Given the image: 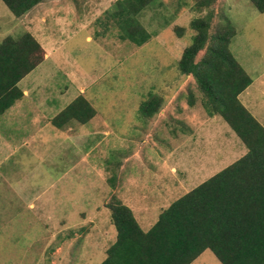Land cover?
<instances>
[{"label": "rangeland", "instance_id": "1", "mask_svg": "<svg viewBox=\"0 0 264 264\" xmlns=\"http://www.w3.org/2000/svg\"><path fill=\"white\" fill-rule=\"evenodd\" d=\"M115 1L48 0V7L38 5L23 22L0 1V42L28 31L50 52L18 84L28 97L0 115V135L10 147L0 141V264H97L103 241L85 235L70 251L60 250L64 239L54 238L55 219L65 216L76 225L84 211L108 224L102 206L114 198L132 207L134 217L151 215L147 223L138 221L146 231L183 194H166L178 178L171 169L192 164L200 153L226 164L246 152L236 136L238 141L216 138L230 128L218 116L207 118L194 80L177 69L194 36L191 20L206 13L195 10L198 0H156L145 8L137 20L151 38L141 46L120 40L108 17ZM214 12V32L223 15L236 30L229 50L253 80L238 99L263 126L264 13L249 0H216ZM81 87L96 111L94 120L62 128L44 121L69 105ZM190 94L194 107L187 104ZM151 95L162 99L161 110L144 119L138 109ZM182 126L197 130L194 143ZM96 226L93 233L103 237Z\"/></svg>", "mask_w": 264, "mask_h": 264}, {"label": "trees", "instance_id": "2", "mask_svg": "<svg viewBox=\"0 0 264 264\" xmlns=\"http://www.w3.org/2000/svg\"><path fill=\"white\" fill-rule=\"evenodd\" d=\"M0 1L12 16L22 18L47 0ZM155 1H115L108 17L116 24L120 40L141 46L151 38L137 17ZM215 2L195 3V10L206 13L191 20L194 36L177 69L194 80L206 115L220 117L246 152L163 209L147 232L140 229L127 206L110 199L106 207L116 240L100 264H191L206 250L220 264H264V127L238 99L252 81L229 50L236 30L226 16H219L223 25L214 32ZM249 2L264 13V0ZM44 58L45 51L28 31L2 39L0 115L23 97L18 83ZM190 96L187 104L194 107L193 94ZM161 105L162 99L151 95L138 111L142 118L151 119ZM95 114L92 105L79 95L50 124L55 128L70 122L84 125ZM182 130L187 133L188 128L182 126Z\"/></svg>", "mask_w": 264, "mask_h": 264}, {"label": "crops", "instance_id": "3", "mask_svg": "<svg viewBox=\"0 0 264 264\" xmlns=\"http://www.w3.org/2000/svg\"><path fill=\"white\" fill-rule=\"evenodd\" d=\"M48 1V0H47ZM46 1V2H47ZM39 5H41V8L42 7H48L46 4H45V2L44 3H41V4H39ZM38 6V5H37ZM36 6V7H37ZM35 7V8H36ZM34 8V9H35ZM33 10V9H32ZM30 12H32V11H30ZM29 12V13H30ZM28 15V13L25 15V16H23L22 18H15L18 22H23V20H25V18H26V16ZM24 26V25H23ZM22 28H24V27H22ZM30 33V32H29ZM31 34V33H30ZM37 42H39L40 43V40H38ZM40 46H42L41 44H40ZM43 48V47H42ZM49 53L50 52H45V58H44V60L45 59H47V58H49ZM35 70V69H34ZM26 77V76H25ZM24 79V78H23ZM22 79V80H23ZM21 80V81H22ZM20 81V82H21ZM19 82V83H20ZM18 83V84H19ZM253 84V80H252V82H251V84H250V86ZM249 86V87H250ZM22 92H23V97L20 99V100H18V101H16L14 104H16V103H18V102H20V101H22L24 98H27L28 97V93H27V91L26 90H21ZM244 92V91H243ZM242 92V93H243ZM86 93V89H84L83 87H81L80 89H79V91H78V96L79 95H82L83 97H84V94ZM241 93V94H242ZM240 94V95H241ZM247 94V93H246ZM239 95V96H240ZM77 96V97H78ZM244 96H245V94H243V96H242V98H244ZM85 98V97H84ZM75 99V98H74ZM86 99V98H85ZM87 100V99H86ZM240 100V102H242V99H239ZM32 101V100H31ZM88 101V100H87ZM245 101H247V100H245ZM89 102V101H88ZM13 104V105H14ZM91 104V103H90ZM244 107H247L249 104H246V103H241ZM13 107V106H12ZM11 107V108H12ZM61 112V111H60ZM59 114V113H58ZM57 114V115H58ZM164 114H166L165 113V111H164ZM56 115V116H57ZM96 115V114H95ZM56 116H54V117H52V118H50V119H47V120H44V121H46V122H51V120L53 119V118H55ZM94 118H95V116L89 121V122H91L92 120H94ZM207 118H209L208 116H207ZM262 118V117H261ZM88 122V123H89ZM74 122H70V123H68L66 126H68V125H70V124H73ZM76 123V122H75ZM93 123H95L94 121H93ZM263 127H264V125H263ZM187 133L188 134H190L191 136H190V140L194 143L195 142V139L196 138H198V132H197V130H190V129H188L187 130ZM227 134V135H226ZM229 136H231L232 138H235L234 137V135H233V132L232 131H229V130H227L226 131V133L224 134V135H222V134H217L216 135V138H220L221 140H225V139H228L229 138ZM202 137V136H201ZM200 137V139H199V141H200V143L202 142V140H204L203 138H201ZM236 139V138H235ZM3 140V137L0 135V141H2ZM78 140V139H77ZM237 140V139H236ZM6 144H7V142H6V140H3ZM199 143V144H200ZM0 145H2L3 146V144H2V142H0ZM7 150H8V148H10L9 147V145L7 144ZM1 147V146H0ZM6 150V151H7ZM0 151H3L1 148H0ZM4 152V151H3ZM192 153H193V151L192 150H190V152H188V154H190V157H192ZM201 155H200V157L199 156H196L194 159H193V161H192V164H190V165H184V166H179L178 167V169H171L172 171L171 172H173L174 174H177V177L178 178H173V180L174 179H177V181H176V183L175 184H173L174 186H175V190H173L171 187H169L168 188V190H167V196H169L170 194H172L173 192H176L177 191V193L180 191V192H182L183 194H185V193H187V192H189V191H191L192 189H194L195 187H197L198 185H200L201 183H203L204 181H206V180H208L209 178H211L213 175H215L217 172H219V171H221L222 169H224L225 167H227L229 164H231L232 162H234L235 160H237L236 158L234 159V160H232V161H230V162H227L226 164H223V163H225V161L226 160H223L221 157H218L217 155H213V154H211V153H209V152H207L206 154H202V153H200ZM244 154V152H242V155ZM241 155V156H242ZM6 156V155H5ZM240 156V157H241ZM227 156H224V158H226ZM7 157H5L4 159H6ZM221 164H223V165H221ZM212 169H217V172H215L214 173V170H212ZM212 170V171H211ZM209 171H211V176H209L208 178H206L205 180H203L206 176H207V174L209 173ZM176 193V194H177ZM182 194V195H183ZM181 195V196H182ZM180 197V196H179ZM178 197V198H179ZM175 200H173L172 202H174ZM36 201H34V202H31L30 204H29V208H31L32 210H34L35 209V206H34V203H35ZM171 202V203H172ZM107 203H109V202H105L104 204H103V206H102V209L106 212V214L108 215V217H109V220H108V224H106V220L104 219H101V220H98L97 218H94V217H92V218H90V217H88L85 213H84V211H81L78 215H79V217H80V220L82 221V222H80V223H78V224H76V225H73V224H69L68 222H67V220H66V218H65V216L63 217V219H61L60 221H56V219L53 221L55 224H54V227H53V232H54V238H63L64 239V244H63V246L61 247V249L60 250H62V248H66L65 250H68V251H70V248L72 247V243H73V241L75 242L76 240H78L79 238H81V237H85V235H87V236H91V235H94L93 236V239L94 240H99L100 242H102L103 241V245H100L99 247H100V259H99V262L97 263V264H100L104 259H105V257H106V251H107V249L109 248V247H111L113 244H114V242H115V240H116V230H115V228H114V226H113V224H112V222H111V217H110V211L108 210V208L106 207V205H107ZM170 203V204H171ZM169 204V205H170ZM168 205V206H169ZM167 207V206H166ZM95 208V205L93 206V209ZM131 211H132V214H133V217H134V210H133V208L132 207H128ZM165 209V208H164ZM95 210L96 211H98V209L97 208H95ZM163 210V209H162ZM161 210V211H162ZM141 211H143V213H145V212H147L146 211V208H144V209H142ZM160 211V212H161ZM160 212H159V214H160ZM159 214H158V216H159ZM158 216H157V218H158ZM151 218V215L149 216V217H147L146 215H144L143 217H134V219L136 220V222L138 223V221H141V222H144V223H147L148 221H149V219ZM156 221H157V219H156ZM155 221V222H156ZM154 222V223H155ZM96 223H98V230L99 231H101V233L103 234V237L100 235V234H98V233H96L97 232V230L93 233V230L94 229H96ZM154 223L153 224H150V227L148 228V229H146V231H144L141 227H140V225H139V223H138V225H139V227H140V229L141 230H143L144 232H147L153 225H154ZM58 229H60V232L62 231V230H64V234H61V233H59L58 232ZM106 241H108L107 243H106V245H105V242ZM205 252H210V251H208V250H206V251H204L202 254H200L191 264H219V262L217 261V259L213 256V254L211 253V254H208V253H205Z\"/></svg>", "mask_w": 264, "mask_h": 264}]
</instances>
